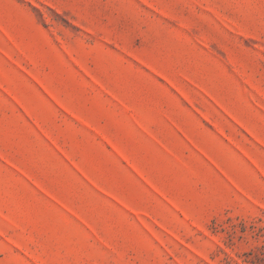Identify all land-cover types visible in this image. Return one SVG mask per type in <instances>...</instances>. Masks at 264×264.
Returning a JSON list of instances; mask_svg holds the SVG:
<instances>
[{
    "label": "rangeland",
    "instance_id": "374dc122",
    "mask_svg": "<svg viewBox=\"0 0 264 264\" xmlns=\"http://www.w3.org/2000/svg\"><path fill=\"white\" fill-rule=\"evenodd\" d=\"M0 264H264V0H0Z\"/></svg>",
    "mask_w": 264,
    "mask_h": 264
}]
</instances>
